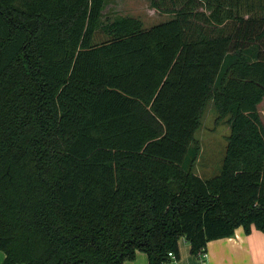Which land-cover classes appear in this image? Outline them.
I'll return each instance as SVG.
<instances>
[{"label": "trees", "instance_id": "obj_1", "mask_svg": "<svg viewBox=\"0 0 264 264\" xmlns=\"http://www.w3.org/2000/svg\"><path fill=\"white\" fill-rule=\"evenodd\" d=\"M106 1L0 0V264H163L264 231L263 11L150 0L172 17L102 24Z\"/></svg>", "mask_w": 264, "mask_h": 264}, {"label": "crops", "instance_id": "obj_2", "mask_svg": "<svg viewBox=\"0 0 264 264\" xmlns=\"http://www.w3.org/2000/svg\"><path fill=\"white\" fill-rule=\"evenodd\" d=\"M148 1L149 6L153 10H156L150 5V0ZM257 2L258 0L256 2L250 0L248 4H255L254 6L259 5L260 7L264 6V1L261 3L262 5ZM165 14L169 15L168 19L173 15L171 13ZM205 251V257L199 259L196 255L190 252V245L183 238L179 242L178 257H175V259L170 258L172 261L164 262L163 264H263L264 231L252 226L249 232H245L242 226H238L229 236L209 240L206 243ZM4 256V252L0 250V263ZM124 264H149V262L146 253L137 250L134 259L125 260Z\"/></svg>", "mask_w": 264, "mask_h": 264}, {"label": "rangeland", "instance_id": "obj_3", "mask_svg": "<svg viewBox=\"0 0 264 264\" xmlns=\"http://www.w3.org/2000/svg\"><path fill=\"white\" fill-rule=\"evenodd\" d=\"M250 1V0H246ZM257 1V0H253ZM264 0H258V4L262 5ZM148 0H107L105 7L103 9V15H102V24H107L109 21H111L113 18L117 16H128L133 17L141 21L143 26H149L151 24H154L156 22H160L163 20H167L169 15L162 13L160 11L153 10L149 6ZM255 4L251 5L248 4V7L256 8V12L264 13V6L260 7L259 5L254 6ZM261 14V13H260ZM109 38V34H107L104 30L99 29L95 35H94V41H102ZM232 76H235L234 70L230 69L226 73V77L231 78ZM258 114L260 116L261 122L264 126V93L260 95V98L256 104ZM207 121H210V115H207L206 117H203L201 129L199 131V139L197 140L198 144H201V148H199V155L201 157H205V153L208 151L213 152L214 155H217L216 159H218L219 155L221 154V148L218 147V143H220V139H223L222 134H220L218 131L213 132L212 136L206 135L207 131L205 130V123ZM207 136V137H206ZM225 139H223V142ZM203 145V147H202ZM199 156V157H200ZM215 158V157H214ZM212 159H210L207 164L208 169H213L216 164L211 162ZM172 261L168 260L167 262ZM172 263V262H170Z\"/></svg>", "mask_w": 264, "mask_h": 264}, {"label": "built area", "instance_id": "obj_4", "mask_svg": "<svg viewBox=\"0 0 264 264\" xmlns=\"http://www.w3.org/2000/svg\"><path fill=\"white\" fill-rule=\"evenodd\" d=\"M169 254V256L171 257V258H173V259H175V254L174 253H172L171 251L168 253ZM205 255H206V251L204 250L203 252H201V254H200V259H203L204 257H205ZM264 264V263H263Z\"/></svg>", "mask_w": 264, "mask_h": 264}]
</instances>
